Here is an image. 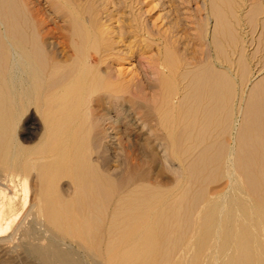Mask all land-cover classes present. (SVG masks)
Instances as JSON below:
<instances>
[{"label": "bare ground", "instance_id": "obj_1", "mask_svg": "<svg viewBox=\"0 0 264 264\" xmlns=\"http://www.w3.org/2000/svg\"><path fill=\"white\" fill-rule=\"evenodd\" d=\"M33 1L0 0V175L25 195L36 179L13 233L48 240L28 251L81 264L69 239L91 264H264V59L234 25L262 13L264 45V0Z\"/></svg>", "mask_w": 264, "mask_h": 264}, {"label": "rangeland", "instance_id": "obj_2", "mask_svg": "<svg viewBox=\"0 0 264 264\" xmlns=\"http://www.w3.org/2000/svg\"><path fill=\"white\" fill-rule=\"evenodd\" d=\"M37 1H39V0H37ZM37 1L34 0L33 4H35V5L38 4L37 5L38 7L39 6L43 7V4H44V8H43L44 12L46 11L45 13H46V15H48L49 10H47V9H49V6H48V4L43 3L46 1L40 0L42 4L40 3V1L37 3ZM250 1H252V0H250ZM250 1L249 0H247V1L243 0V2H245V5L243 3L244 9L248 8L251 5ZM171 2L173 5L177 3L176 1H171ZM253 16L241 17L242 19L239 18L238 20H235L234 25H235V29H237L236 31H239L240 35H238V37L241 39L240 40L241 43L238 41V43L235 46L237 48H240V47L242 49L244 48V50H245L244 53L246 54L245 56L247 57L248 60H250V59L252 60V63L254 66V65H256V63H258L256 61H259L261 58L264 59V56L262 54H260V52L259 53L256 52L255 48L263 47L264 45H263V43H260L259 38H258L259 37V31H261V29H262V27L259 26V24H258V22H261V20H259V19H262V18H260V17H262V13L255 14ZM257 18L259 21L257 20ZM251 19H252V21H251ZM48 20H49L48 25L49 26L53 25L54 22H52V20L49 18V16H48ZM166 20L168 21V18H166ZM254 20H255V23L257 25H255ZM250 23H251V25H250ZM242 27H244V29H242ZM254 30H255V33H254ZM241 31H243V32L241 33ZM251 37H253V40ZM244 43H245V45H244ZM227 44L228 43L226 41L225 47H228ZM239 45H240V47H239ZM261 55H262V57H260ZM235 56H236V54H235ZM224 64H226V63H224ZM33 113H34L33 109H32V107H30L25 112L20 110L18 112V115H17L18 117L16 119V124L14 126L15 127L14 130H15V134H16L17 138L19 139V142H21V144L24 146L33 145V143H35L37 141V138H38L39 131H38L37 127H39V121H38L36 115ZM32 128H33V131H32ZM166 175L167 176L163 178L164 181H171L173 178V174L170 172H167ZM171 175H172V177H171ZM21 180H22L21 175L19 176V174H16L12 177H10V176L8 177L7 175H4V174L0 175V190H1V192H0V204H2V203H4V205L6 204L5 207H6V210L9 214L6 212L5 217L13 215L8 220L9 222H8V225L6 228H5L4 217L0 219V222L4 228L3 231H0V237H5V236L11 237L12 236L11 238L9 237V239L8 238L1 239V241H0V264H42V262L39 260V258L35 254L28 251V248H27L28 247V241L30 240V241L38 243L40 245H45L46 242H48L47 238H45L42 235L35 237L36 239L35 238L28 239V238H26L27 236L26 237H25V235L23 236L20 233V231H17L18 233L15 232V234L13 233L14 232L13 230L16 226V223H18L20 218H21L20 214H23L25 212L24 210L28 208V206L30 204L29 202H31V199L34 197V195H35L34 191H35V188L37 185L36 179L30 176L28 179V189H29L28 194L25 195L23 192V184H21ZM63 182L64 181H62V184H63ZM31 183H33V184L31 185ZM13 194H15L16 197L13 198L12 197ZM2 196H3V198H2ZM10 203H12V205H11L12 207L8 206V205H10ZM12 210H13V212H12ZM11 212H12V214H11ZM30 218H31V216L29 217V219ZM29 219H27L26 224L28 226L30 225L29 227L31 229H33V231L35 230L36 232L37 231L41 232L43 226L40 225L36 221L28 222ZM11 232H12V234H11ZM9 233H10V235H9ZM57 241L59 243H62V244H60V246L62 248H65V246H66V248L72 249L76 253V256L80 260L81 264H91L92 257L86 251L81 249L79 247V245L77 244V242H75L73 240L71 241L69 239H67L65 241H62V239L61 240L57 239Z\"/></svg>", "mask_w": 264, "mask_h": 264}]
</instances>
